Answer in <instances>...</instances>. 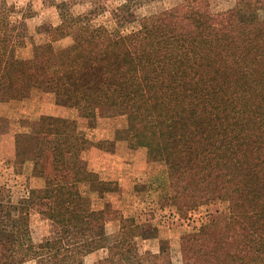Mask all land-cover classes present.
<instances>
[{
    "label": "trees",
    "instance_id": "1",
    "mask_svg": "<svg viewBox=\"0 0 264 264\" xmlns=\"http://www.w3.org/2000/svg\"><path fill=\"white\" fill-rule=\"evenodd\" d=\"M262 1L235 0L243 15L234 27L184 22L172 8L141 17L129 31L95 27L64 8L56 32L72 36L69 51L60 57L51 44L36 45L29 59L22 53L26 24L14 8L0 10V104L22 100L26 85L50 86L69 114L41 117L38 134L61 137L70 153L88 143L78 135V119L109 108L111 138L127 141L130 153L146 148L162 161L173 151L160 190L180 216L228 203V222L218 231L181 236L182 263L219 264L218 255L235 254L242 264H264V19L246 17ZM186 2L193 8L206 0ZM62 159L63 152L55 155L53 174L43 188L30 189L27 202H0V264H85L103 249L98 264H173L165 243L158 253H140L135 220L94 209L81 191L93 185L104 198L117 183L75 165L67 170ZM34 209L51 227L38 240Z\"/></svg>",
    "mask_w": 264,
    "mask_h": 264
},
{
    "label": "rangeland",
    "instance_id": "2",
    "mask_svg": "<svg viewBox=\"0 0 264 264\" xmlns=\"http://www.w3.org/2000/svg\"><path fill=\"white\" fill-rule=\"evenodd\" d=\"M8 8H14L16 18L26 24V48L22 51L26 59L31 58L36 45L51 44L60 57L69 51L72 36L56 32V28L62 25L61 12H64V8L75 17L89 20L95 27L115 26L128 31L136 27L141 17L172 8L179 11L184 22L204 19L210 25L228 27L238 25L243 15L236 7L235 0H206L193 8L186 0H0V10ZM246 17L249 20L264 19V1L259 3L257 11ZM68 114V108L55 99L50 86L36 88L26 85L22 100L0 104V202L14 207L27 202L30 189L44 187L45 178L54 172L55 155L63 152L66 159L61 160V166L67 170H72L75 165L81 170H92L102 181L118 184L117 191L105 194L104 198L99 197L96 186L81 187L83 194L92 200L94 209L108 208L125 218L134 219L137 224L139 220L143 222L144 218L140 217L144 215L147 219L156 220L158 227L149 229L152 235L157 230L156 238H151L150 243L153 252L145 253H156L165 243L172 263L183 264L180 251L183 234L197 232L208 235L228 222L226 202H213L180 216L176 202L160 190V176L167 165L174 161L173 151H166L162 161L150 155L146 148H138L135 153H130L127 141L111 138L114 127L107 107L93 108L87 117L78 119V135L88 143L76 144L78 149L74 152L67 151V144L61 137L38 134L41 117L68 118ZM118 124L124 130L128 122L121 119ZM102 157L108 160L106 166L95 167ZM123 161L126 163L123 164ZM133 179L137 184L136 193L129 190L126 191L128 196L127 193L124 195L121 188L123 182L127 185ZM133 203L138 204L135 206ZM141 203L145 205L141 206ZM31 224L36 240L51 230L49 222L38 214V209L31 212ZM106 230L108 242L113 244L116 225L112 223ZM136 243L140 253L145 254L143 251L149 245L140 237ZM216 260L219 264H242L235 254L218 255ZM99 261L96 257L87 256L85 264H98Z\"/></svg>",
    "mask_w": 264,
    "mask_h": 264
},
{
    "label": "crops",
    "instance_id": "3",
    "mask_svg": "<svg viewBox=\"0 0 264 264\" xmlns=\"http://www.w3.org/2000/svg\"><path fill=\"white\" fill-rule=\"evenodd\" d=\"M105 155H106V153H105ZM105 157V156H104ZM107 157V156H106ZM106 162H108V160H106V159H103V157H102V159H100V162L98 163V164H95L94 166L95 167H101V166H106L105 164H106ZM126 163V161H123V164H125ZM134 164H135V162H134ZM119 178V177H118ZM130 179H132V178H130ZM136 186H137V184H136V182H135V180L133 179V181L132 182H130L129 184H125V182H123V184H122V192H123V194L124 195H126V193H127V196H128V192H126V191H134L135 190V188H136ZM129 191V192H130ZM135 192V191H134ZM136 193V192H135ZM138 203H133V205H137ZM142 205L141 206H143V205H145V204H143V203H141ZM128 207H130V206H128ZM132 213V212H131ZM175 213V212H174ZM134 216L137 218L138 216L136 215V214H134ZM141 219L142 218H144L143 219V222L141 221V220H139L138 221V224L140 225V228H141V236H140V238L142 239V241L144 242V243H146V245H149V246H146V248L144 249V251H143V253H145V252H149V251H151V252H153V250H151V238H152V240L154 239V238H156V231H155V234H150V232H149V229H151V228H153V230H154V227L156 228V226L158 227V225L156 224V220H152V219H147L146 217H145V215L144 216H141L140 217ZM137 220H138V218H137ZM112 223H108L107 224V226H106V228L109 226V225H111ZM160 228V227H159ZM153 230H150L151 231V233H153ZM148 243V244H147ZM158 252V251H157ZM156 252V253H157ZM90 256V258H91V256L92 257H96V259H97V261L98 260H101V259H103V258H105L106 256H107V250L106 249H103V250H99V251H96L95 253H92V254H90L89 255Z\"/></svg>",
    "mask_w": 264,
    "mask_h": 264
}]
</instances>
